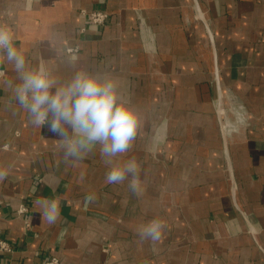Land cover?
I'll list each match as a JSON object with an SVG mask.
<instances>
[{"label":"crops","instance_id":"0c3cea01","mask_svg":"<svg viewBox=\"0 0 264 264\" xmlns=\"http://www.w3.org/2000/svg\"><path fill=\"white\" fill-rule=\"evenodd\" d=\"M214 37L223 115L215 109L211 45L193 0H0L31 64L41 59L67 78L75 56L117 76L143 111L131 150L142 195L128 181L107 184L98 148L66 164L56 138L7 107L0 65L1 264H264V0H198ZM108 13L103 25L87 20ZM242 121H238L236 111ZM228 163L234 182L232 193ZM57 199L48 223L37 201ZM20 206L26 210L19 213ZM166 222L154 246L135 228Z\"/></svg>","mask_w":264,"mask_h":264},{"label":"clouds","instance_id":"9594fccd","mask_svg":"<svg viewBox=\"0 0 264 264\" xmlns=\"http://www.w3.org/2000/svg\"><path fill=\"white\" fill-rule=\"evenodd\" d=\"M67 64L71 69L67 78L56 74L43 59L31 64L17 47L12 28L0 23V65L10 66L15 74L14 80L5 81L10 91L7 107L18 106L33 127L46 128L56 138L66 164L82 161L98 148L108 169L105 182L128 181L131 193L139 197L143 191L141 165L135 156L121 157L131 150L142 128L141 107L112 73L89 70L75 56L68 57ZM37 203L43 205L47 222L55 223L58 200ZM165 227L164 220L153 218L137 225L135 233L140 242L150 241L154 246Z\"/></svg>","mask_w":264,"mask_h":264},{"label":"water","instance_id":"95a60500","mask_svg":"<svg viewBox=\"0 0 264 264\" xmlns=\"http://www.w3.org/2000/svg\"><path fill=\"white\" fill-rule=\"evenodd\" d=\"M193 5L195 8L197 17L203 22V24L205 26V29H206V32L208 35V40H209L210 45H211V53H212L211 55H212V65H213V81H214L215 88H216L215 109H216V113L218 116L220 126L223 130L225 155H226V158L228 161L229 157H228V150H227L226 134L224 131L225 124L223 121V109H222V96H223V94H222V86H221L220 78H219V68H218V63H217L216 50H215V46H214V37H213L212 30L209 26L208 20L206 19L205 15L203 14V12L199 6L198 0H193ZM229 166L230 165L228 163V171H229L230 181L232 183V193L234 194L235 193V187H234V182H233L232 177H231V171H230Z\"/></svg>","mask_w":264,"mask_h":264},{"label":"built area","instance_id":"2783aa9c","mask_svg":"<svg viewBox=\"0 0 264 264\" xmlns=\"http://www.w3.org/2000/svg\"><path fill=\"white\" fill-rule=\"evenodd\" d=\"M82 12L86 14L87 20L90 23L96 24L98 26L103 25L108 20V13L101 9H93L88 12H85V11H82ZM223 121H224L225 128H226L227 121L224 115H223ZM25 210L26 208L24 206H20L18 209V212L23 213ZM12 250L13 248L11 244L6 239L0 237V256L2 254L12 252ZM8 264H13V263H8ZM41 264H64V262L62 258L58 256H52L50 258L45 259Z\"/></svg>","mask_w":264,"mask_h":264},{"label":"bare ground","instance_id":"6f19581e","mask_svg":"<svg viewBox=\"0 0 264 264\" xmlns=\"http://www.w3.org/2000/svg\"><path fill=\"white\" fill-rule=\"evenodd\" d=\"M234 111H236V117H237V119H238V121L240 120V121H242V116L240 115V112L238 111V110H234ZM235 123H237L238 124V122H235ZM235 123H232V124H228L227 123V125L226 126H230L231 128H233V127H235Z\"/></svg>","mask_w":264,"mask_h":264},{"label":"rangeland","instance_id":"374dc122","mask_svg":"<svg viewBox=\"0 0 264 264\" xmlns=\"http://www.w3.org/2000/svg\"><path fill=\"white\" fill-rule=\"evenodd\" d=\"M224 107H223V101H222V109H223Z\"/></svg>","mask_w":264,"mask_h":264}]
</instances>
